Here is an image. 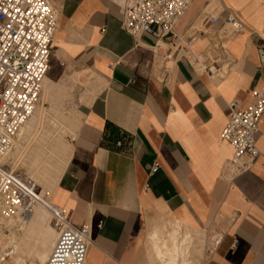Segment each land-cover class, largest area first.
<instances>
[{"label":"crops","instance_id":"0c3cea01","mask_svg":"<svg viewBox=\"0 0 264 264\" xmlns=\"http://www.w3.org/2000/svg\"><path fill=\"white\" fill-rule=\"evenodd\" d=\"M190 1L174 29V40L184 39L180 56L157 77L155 48L173 42L127 33L123 0H50L57 28L46 75L55 80L71 68L88 77L73 90L78 121L49 194L73 212L75 226L91 227L85 264H160L149 235L166 237L171 222L180 224L178 237H192L190 264H264V116L255 134L261 156L246 171L229 166L232 148L219 137L227 103L244 108L252 91L264 90V0H216L212 14L211 0ZM229 14L243 30L223 42ZM209 16L216 24L187 35ZM190 38L193 51L230 60L223 77L188 60Z\"/></svg>","mask_w":264,"mask_h":264},{"label":"built area","instance_id":"2783aa9c","mask_svg":"<svg viewBox=\"0 0 264 264\" xmlns=\"http://www.w3.org/2000/svg\"><path fill=\"white\" fill-rule=\"evenodd\" d=\"M188 9L187 0H123L122 25L134 37L150 33L157 40L170 41L175 37L176 25ZM216 22V16H209L206 25L213 26ZM224 27L220 30L223 42L243 30L241 21L231 14ZM56 28L57 17L47 0H0L1 220L16 218L25 223L38 202L35 182L14 172L2 160L11 149L18 130L39 102ZM191 40L183 49L188 60L211 78L223 77L231 68L230 60L193 51L189 47ZM257 54L260 62H264L262 45L258 46ZM251 95V104L244 108L236 100L227 103V120L219 134L220 139L232 148L229 166L239 172L248 170L261 156L255 134L264 116V90H254ZM157 168L155 162L151 171ZM48 211L56 237L43 264H85L91 227L86 224L75 226L73 212L66 208L50 204ZM235 243L233 240L232 244Z\"/></svg>","mask_w":264,"mask_h":264},{"label":"rangeland","instance_id":"374dc122","mask_svg":"<svg viewBox=\"0 0 264 264\" xmlns=\"http://www.w3.org/2000/svg\"><path fill=\"white\" fill-rule=\"evenodd\" d=\"M47 1L52 6L50 0ZM227 1L233 6L239 7L247 0ZM189 3L191 6L190 0ZM214 9L220 10V7L216 0H211L210 5L207 7V11L212 14ZM204 24H206V19L202 21V19L199 18L196 23L192 25L193 28L187 35H190L196 28L203 27ZM259 32H262V29H260ZM183 40H174L173 38V40H171L173 44H169L167 50L160 55L162 58L160 60L157 58L156 65L154 64V72L157 77H161L164 71L171 70L174 60L180 56L179 51L181 45L184 43ZM167 43L170 42H166L165 44ZM50 74L51 72L45 76L47 81L51 84L50 92H46L43 96L40 94L38 102L41 103L44 112L37 118L36 123L33 124L29 143L23 149L15 150L12 146L7 156L2 160L4 164L10 167L14 172L30 177L37 186L39 198L47 202H49L50 189L53 187L54 180H58L65 168L64 164L66 165V161H68L71 150L70 140L73 137V131L78 121V117L75 114L77 100L73 90L84 87L88 78L85 74H77L71 68H68L64 73L60 70L57 76L58 78L55 80L50 78ZM51 81H53V83ZM37 171L44 172V181L40 178V174L36 173ZM36 205L37 203L34 207ZM7 220L9 221V219H0V233L2 232L3 235H5L3 242L6 243L11 238L24 241L25 243L20 246L19 252L23 264H30V262L36 263L34 256L28 252L37 249L36 241L40 237L38 228L35 227L29 230L27 226L28 221L21 223L16 218H12L13 222L9 225L6 224L8 222ZM48 220L49 224L52 225L50 212L48 213ZM192 246L193 245H191V247ZM1 252L2 250L0 248L1 263L7 261L6 264H16L14 260L9 259L8 254L10 250L4 253ZM186 255L187 249L179 256V259H181L180 264H190L189 260L186 259ZM159 263L162 264V262Z\"/></svg>","mask_w":264,"mask_h":264},{"label":"bare ground","instance_id":"6f19581e","mask_svg":"<svg viewBox=\"0 0 264 264\" xmlns=\"http://www.w3.org/2000/svg\"><path fill=\"white\" fill-rule=\"evenodd\" d=\"M263 23H264V20H263ZM259 28L262 29V26H259ZM168 46L169 44H165L162 41V42H159V45H158L159 48L158 47L155 48L156 54H158L157 58L159 60L162 58V56L160 55L164 53L165 50H167ZM41 88H42V93H41L42 96L46 92H50L51 84L47 81L46 77H44L42 80ZM43 112L44 110H43L41 103H38L34 111L32 112V114L30 115V117L20 127V129L18 130L16 134V138L14 139L13 144H12L15 150L23 149L29 143L31 135H32L31 129L33 127V124L36 123L37 118H39V116H41ZM8 153L9 151L6 153L5 156H7ZM36 173L40 174V178L42 179V181H44L45 179L44 172L37 171ZM53 183L54 184L52 185L53 187L50 189L51 191L50 193H52L53 188L55 184L57 183V179L54 180ZM37 201H38L37 205L33 208V211H34L33 214H31L30 218L27 220L28 221L27 226L29 230L37 227L39 230L38 233L40 236L38 240L36 241L37 249H34L33 251L28 252L29 254H32L34 256L35 261H36V263L30 262V264H43L45 262L46 257L56 237L55 228L53 227V225L49 224V220H48V213H49L48 207H50V204H51L50 201L47 202L46 200L42 198L41 199L37 198ZM12 222H13L12 219H9V221L6 224L10 225L12 224ZM170 225H171V228L168 230L166 237L161 236V234L158 231H154L153 233L149 235L151 242H152V246H151L152 249L150 250L153 251L154 257L158 259L160 262H162V264H179V256L183 254V252L186 251V249L188 248L187 245L191 241L192 237L188 232L184 233L183 236L178 237L180 224L178 222H171ZM4 237L5 235H3V233L1 232L0 233V248L2 250L1 253H4L5 251L10 250L8 254L9 259L14 260L16 264H23V261L19 256V252H20V246L24 245L25 242L11 238L9 239L8 242L5 243L3 242ZM6 262L7 261H3L2 263L0 262V264H6Z\"/></svg>","mask_w":264,"mask_h":264}]
</instances>
